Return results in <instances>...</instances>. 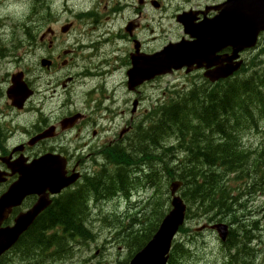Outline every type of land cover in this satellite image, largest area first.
I'll list each match as a JSON object with an SVG mask.
<instances>
[{
  "label": "trees",
  "instance_id": "1",
  "mask_svg": "<svg viewBox=\"0 0 264 264\" xmlns=\"http://www.w3.org/2000/svg\"><path fill=\"white\" fill-rule=\"evenodd\" d=\"M256 62L249 65L250 77L219 82L215 94L202 96L197 93L188 108L168 104L162 110L153 109L150 128H141L138 140L110 153L109 159L117 169L105 171V168L96 179L85 182V186L59 196L29 229L20 244L26 257V263L22 261V264H46L50 260L66 262L74 256L78 242L93 240L86 220L88 199L91 195L99 198L116 189L125 191L131 177L127 175V166L138 160L135 154L140 157V163L150 162L148 179L165 175L168 182L176 179L184 182L181 194L190 205L189 217L194 214L207 221H226L234 226L227 243L229 250L249 249L247 254L238 253L240 260L235 256L236 263L256 264L259 255L252 244L262 234L259 233V211L250 212L253 208L248 202L264 192V143L254 148L246 146L242 140L244 133L257 125L258 119L264 120V61ZM181 149L183 154H180ZM167 184L163 183L162 189L147 204L132 208L133 212L130 210L131 214L120 221L126 233L121 240L131 245L129 257L147 244L168 212L170 193L164 190ZM177 248L171 253L169 264L182 257ZM251 250L254 252L250 253ZM250 258L253 261H249ZM118 264H128V260Z\"/></svg>",
  "mask_w": 264,
  "mask_h": 264
},
{
  "label": "rangeland",
  "instance_id": "2",
  "mask_svg": "<svg viewBox=\"0 0 264 264\" xmlns=\"http://www.w3.org/2000/svg\"><path fill=\"white\" fill-rule=\"evenodd\" d=\"M29 12L30 11L28 6L19 5L16 4L13 0H8L7 9L0 16V18L3 17L5 20L3 22V26L0 27V40L10 39L13 36L14 32H16L19 36L24 37L22 35L23 31L21 30L19 24L24 22L23 20L26 18ZM30 20L31 19H28L27 21ZM79 100L84 103L85 97H79ZM189 111H191L190 107H189ZM263 127H264V123H261L259 132L254 131L252 135H248L246 137V140L250 145H253L255 147L259 142L264 140ZM139 195H140V200H143V197L146 194L142 192ZM261 196L263 195H259V197L255 199L253 206L254 209L255 207H257L260 210L259 212V219L261 221L260 226L262 228V234H264V197ZM116 204L117 201L115 203L106 204L103 208L113 213L114 211L117 213H125L127 211L124 204L120 207H116ZM143 205L144 203L141 204L140 207ZM94 218L98 219L97 216H95ZM191 223H194L191 225L194 231L197 227L200 226L197 225L196 222L192 221ZM117 224H118V219L115 221L108 219L106 223L98 222L96 224H92L91 226L94 228V231L97 234L95 243H91L90 245H86V246L81 245L77 247L76 249L77 253H75L74 256L71 257L72 259L63 262L61 264H84L86 259H89V262L87 264H90L91 262H99V261L101 262V264H116L118 260L121 261L124 260L127 255V250L120 246L121 244L116 238L115 228ZM133 234L136 235L135 233ZM179 239H180V234L178 235L176 242H178ZM185 239L193 240L194 244L190 245L191 247L189 249V253H187L185 257L181 258L178 261V264H222L223 243L220 242V239L216 233L207 230L201 232V235H197L195 231V233L191 234V236L185 237ZM263 240H264V236H263ZM126 246L129 247L131 245L128 242ZM263 249H264V243L260 247H257L258 251H261Z\"/></svg>",
  "mask_w": 264,
  "mask_h": 264
},
{
  "label": "flooded vegetation",
  "instance_id": "3",
  "mask_svg": "<svg viewBox=\"0 0 264 264\" xmlns=\"http://www.w3.org/2000/svg\"><path fill=\"white\" fill-rule=\"evenodd\" d=\"M81 83L78 81V87H81ZM41 87L43 88L42 91L38 89L37 93L45 95L43 85ZM42 99L43 108L33 115L35 120L32 134L20 140H31L33 137L47 133L50 135L38 140L32 147L28 146L26 142L21 143L19 151L14 152L13 149L5 154V157L13 161L21 156L34 159L45 153L63 154L69 158V164H74V169L76 168L83 175H90L95 170L92 163L95 161L98 164L103 159L95 145V140H105V137L111 134L107 130L104 131L103 125H101L102 121L97 120L101 116L94 114L97 110L92 111L86 106L82 109L72 107L69 110H54L46 99L41 97L40 100ZM95 109H99V106H95ZM40 118L42 120H39ZM65 119H70L67 127L62 124ZM29 137L31 138L29 139ZM5 140H10V137ZM78 153L80 154L78 155ZM15 179L16 175L10 177L8 183Z\"/></svg>",
  "mask_w": 264,
  "mask_h": 264
},
{
  "label": "water",
  "instance_id": "4",
  "mask_svg": "<svg viewBox=\"0 0 264 264\" xmlns=\"http://www.w3.org/2000/svg\"><path fill=\"white\" fill-rule=\"evenodd\" d=\"M225 25L226 23H223V27ZM253 25H255L256 29L248 30L246 33H242L235 28H232V30L227 32V35L238 39L240 45L242 46H252L255 44L257 34L262 29H264V22L260 19L257 20ZM207 26L210 28V24H205L206 28ZM210 29L212 31L219 30V28L215 25H213ZM210 29L208 30L210 31ZM234 70L235 67L223 70L220 72L218 77H227L232 74ZM63 173L64 172L59 169V167L51 169L47 174L43 172L40 173L38 168L28 170L24 173L20 181V185L23 188V190H21L22 195L36 192L41 194V198L33 210L28 213V215L18 219L14 228L7 229L3 233L5 234L2 239L3 242L8 241L10 238L17 239L19 235L33 222L36 216L49 205L50 200L46 198V194H42L46 189L49 188L51 193L56 194L72 182V180H64ZM51 180L52 182L49 184ZM174 186L177 187V184ZM172 204L174 209L165 218L162 226L153 240L136 256V258L132 261V264L167 263V254L171 247L172 238L178 227L183 223L186 210V206L183 204V201L180 197H175ZM216 228L224 238L227 232L226 226H216Z\"/></svg>",
  "mask_w": 264,
  "mask_h": 264
},
{
  "label": "bare ground",
  "instance_id": "5",
  "mask_svg": "<svg viewBox=\"0 0 264 264\" xmlns=\"http://www.w3.org/2000/svg\"><path fill=\"white\" fill-rule=\"evenodd\" d=\"M256 63H257V62H256ZM251 71H252V70H251ZM249 75H250V74H249ZM237 79H239V78H237ZM232 80H233V79H232ZM216 85H218V83H217ZM197 93H199V92H197ZM195 98H196V97H195ZM199 98H200V97H199ZM200 102H201V101H200ZM179 108H180V107H179ZM161 110H162V109H161ZM211 110H212V109H211ZM209 111H210V110H209ZM179 114H180V113H179ZM155 115H156V114H154V116H155ZM178 116H179V115H178ZM215 117H216V116H215ZM215 117H214V118H215ZM150 118H151V117H150ZM158 118H159V116H158ZM179 118H180V117H179ZM153 120H154V119H153ZM155 122H156V121H155ZM255 123H256V122H255ZM154 125H155V124H154ZM218 126H219V125H218ZM262 126H263V125H262ZM161 127H162V126H161ZM232 127H233V126H232ZM149 128H150V125H149ZM263 128H264V127H263ZM147 129H148V128H147ZM224 129H225V128H224ZM261 130H262V129H261ZM144 131H145V130H144ZM146 132H147V131H146ZM146 132H144V133H146ZM163 132H164V131H163ZM141 133H142V132H141ZM149 134H150V133H149ZM258 134H259V133H258ZM142 135H143V133H142ZM147 135H148V134H147ZM148 136H149V135H148ZM171 142H172V141H171ZM173 143H174V142H173ZM175 146H176V145H175ZM132 148H133V147H132ZM181 150H182V149H181ZM182 151H183V150H182ZM177 152H178V151H177ZM178 153H179V152H178ZM184 155H186V154H184ZM253 155H254V154H253ZM256 155H257V154H256ZM249 156H251V155H249ZM253 157H254V156H253ZM253 157H251V158H253ZM255 157H256V156H255ZM139 159H140V157H139ZM110 161H111V160H110ZM141 162H142V161H141ZM162 174H163V173H162ZM123 177H124V176H123ZM148 177H149V176H148ZM220 177H221V176H220ZM215 178H216V177H215ZM221 178H222V177H221ZM120 179H123V178H120ZM209 179H210V178H209ZM149 180H150V178H149ZM216 180H218V179H216ZM219 182H220V180H219ZM217 183H218V181H217ZM125 184H126V183H125ZM260 184H261V182H260ZM260 184H258V185H260ZM258 187H259V186H258ZM181 192H182V191H181ZM182 193H183V192H182ZM234 196H235V195H234ZM233 198H234V197H233ZM233 198H232V199H233ZM229 201H230V200H229ZM229 201H228V202H229ZM244 202H245V201H244ZM244 202H243V203H244ZM229 203H230V202H229ZM229 203H228V204H229ZM187 204H188V203H187ZM223 204H224V202H223ZM226 205H227V204H226ZM189 206H190V205H189ZM229 206H230V204H229ZM222 208H223V207H222ZM226 208H227V207H226ZM226 208H225V209H226ZM196 211H197V209H196ZM218 211H220V210H218ZM209 212H210V211H209ZM194 213H195V212H194ZM197 214H198V213H197ZM204 214H205V213H204ZM214 214H215V213H214ZM82 215H83V214H82ZM193 215H194V214H193ZM202 215H203V214H202ZM202 215H201V216H202ZM223 215H224V214H223ZM225 215H226V214H225ZM228 215H229V214H228ZM83 216H84V215H83ZM207 216H208V215H207ZM211 216H212V215H211ZM209 217H210V216H209ZM226 217H228V216H226ZM217 218H218V217H217ZM208 219H209V218H208ZM210 219H211V218H210ZM219 219H220V218H219ZM86 220H87V219H86ZM212 221H213V220H212ZM108 222H109V221H108ZM130 227H131V226H130ZM243 229H244V228H243ZM238 230H239V229H238ZM232 232H233V231H232ZM234 233L236 234V232H234ZM239 236H240V235H239ZM93 237H94V236H93ZM236 237H238V236H236ZM236 237H235L234 239H236ZM241 237H242V236H241ZM63 238H64V237H63ZM232 238H233V237H232ZM229 240H230V239H229ZM239 240H240V238H239ZM230 242H231V241H230ZM241 242H242V241H241ZM244 242H245V241H244ZM251 242H252V241H251ZM245 243H246V242H245ZM230 244H231V243H230ZM241 244H243V243H241ZM247 244H248V241H247ZM247 244H246V245H247ZM249 244H250V242H249ZM249 244H248V245H249ZM251 244H252V243H251ZM248 245H247V246H248ZM228 246H229V245H228ZM233 246H234V245H233ZM236 246H237V245H236ZM229 247H230V246H229ZM238 247H240V246H238ZM240 248H243V245H242V247H240ZM244 248H245V247H244ZM250 248H251V247H250ZM231 249H232V248H231ZM252 249H253V248H252ZM240 250H241V249H240ZM243 250H244V249H243ZM248 250H249V249H248ZM248 250H246V251L248 252ZM253 252H254V251H253ZM49 254H50V253H49ZM246 254H247V253H246ZM250 255H251V254H250ZM250 255H249V256H250ZM47 256H48V255H47ZM242 256H243V255H242ZM52 257H53V256H51V258H52ZM54 257H55V256H54ZM54 257H53V258H54ZM235 258H236V257H235ZM240 258H241V257H240ZM41 259H42V258H41ZM54 259H55V258H54ZM45 260H46V259H45ZM236 260H237V259H236ZM247 260H248V259H246V261H247ZM36 261H37V260H36ZM36 261H35V262H36ZM54 261H55V260H54ZM238 261H239V260H238ZM246 261H245V263H246ZM249 261H251V260H249ZM44 262H45V261H44ZM33 263H34V262H33ZM37 263H38V262H37ZM247 263H248V262H247ZM247 263H246V264H247ZM252 263H253V262H252ZM252 263H249V264H252ZM254 264H255V263H254Z\"/></svg>",
  "mask_w": 264,
  "mask_h": 264
}]
</instances>
